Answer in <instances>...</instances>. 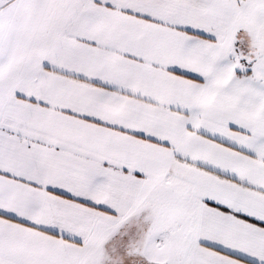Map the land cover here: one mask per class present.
I'll list each match as a JSON object with an SVG mask.
<instances>
[{
    "label": "snow or ice",
    "instance_id": "6c2138e0",
    "mask_svg": "<svg viewBox=\"0 0 264 264\" xmlns=\"http://www.w3.org/2000/svg\"><path fill=\"white\" fill-rule=\"evenodd\" d=\"M0 264H264V0H0Z\"/></svg>",
    "mask_w": 264,
    "mask_h": 264
}]
</instances>
